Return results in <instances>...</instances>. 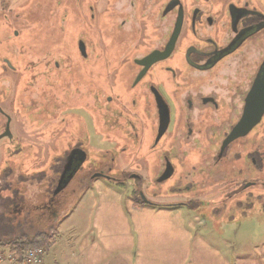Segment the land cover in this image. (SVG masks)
Instances as JSON below:
<instances>
[{
  "label": "flooded vegetation",
  "instance_id": "1",
  "mask_svg": "<svg viewBox=\"0 0 264 264\" xmlns=\"http://www.w3.org/2000/svg\"><path fill=\"white\" fill-rule=\"evenodd\" d=\"M12 2L39 34L1 59L0 139L50 155L47 174L16 178L4 208L15 227L52 230L99 178L158 187L175 175L194 198L264 188V0ZM251 106L257 124L224 144Z\"/></svg>",
  "mask_w": 264,
  "mask_h": 264
},
{
  "label": "rangeland",
  "instance_id": "2",
  "mask_svg": "<svg viewBox=\"0 0 264 264\" xmlns=\"http://www.w3.org/2000/svg\"><path fill=\"white\" fill-rule=\"evenodd\" d=\"M38 1L46 0H18V3L26 7ZM13 3L16 2L4 6L0 0V77L3 73L2 57H12V47L18 43L24 44V48H28L29 51L34 50L35 36L39 34L35 28L36 13L33 10L27 11L26 8L17 11L19 8ZM17 13L19 16L16 15ZM1 130L0 116V132ZM125 155L129 157L128 152H125ZM90 158H93L92 154ZM141 159L143 163L142 152L137 156L136 161L140 162ZM49 165V154L33 152L19 154L7 149L5 141L0 139V237L11 238L23 235L32 238L34 236L31 229L23 226L10 228L19 222L15 219V215L10 214L14 219H4L2 215L8 214H5L4 208L9 205L10 199L6 198L15 191V185L12 184L17 185L16 178H23L24 186L27 184L25 182H29L35 174L41 176L47 174ZM174 178L175 175L158 187L136 183L120 187L102 178L93 185L91 180H88L89 191L77 190L69 200L70 208L67 210L69 219L60 232H56L57 243L48 249L47 264H93L92 261L94 264L110 262L113 264L116 262V256L113 258L108 255L97 260L95 256L92 258L90 254L88 257L87 253H82V249L92 240L105 244V239L98 240L100 229H103L104 238L112 242L108 234L112 233L109 229L113 228L115 243L121 246L122 251L127 249L129 252L138 243L133 221L134 213L141 211L151 213V218L156 223L161 222L160 214L169 212L177 214V217L165 216V220H169L172 226H177L182 217V224L185 228L192 229L193 233L198 229L202 232L209 230L210 240L215 239L214 241L219 244L228 243L230 264L235 262L240 264L242 260H247L249 264L251 262L259 264L261 261L264 264V188L246 187L242 192L236 193L235 184L232 186L228 184V197H226L225 185H209L201 188L200 198H194L193 188L190 193H184L179 189L182 186ZM105 187L110 188V192ZM154 189H157L156 194L152 192ZM129 197L137 200L141 198L143 201L146 199L150 203L141 204L143 208H132L127 202ZM60 223L58 221V228L61 226ZM208 234L204 231V235L209 239ZM157 239L163 242L178 241L177 234L171 236L168 231L162 232ZM193 242L194 237L191 243ZM43 245H46V242H43ZM107 254L106 252L105 256ZM129 254L132 259L133 256ZM119 259L123 261L126 259L125 251ZM7 263L14 264V262Z\"/></svg>",
  "mask_w": 264,
  "mask_h": 264
},
{
  "label": "crops",
  "instance_id": "3",
  "mask_svg": "<svg viewBox=\"0 0 264 264\" xmlns=\"http://www.w3.org/2000/svg\"><path fill=\"white\" fill-rule=\"evenodd\" d=\"M105 189L108 192L111 190L108 187H105ZM86 191H89V188ZM127 202L132 208H143L135 198L131 199L129 197ZM160 215H162L160 217L161 222L156 223V221L152 220V214L149 212L141 211L134 213L133 221L138 243L129 252L127 249L122 251L120 249L121 246L115 243V229L111 228L109 231L112 233H109L108 236H111L112 242H108V239L104 238L103 229H100L97 237L98 240L105 239V244H99L97 241L92 240L89 245L82 249V253H87L88 257L90 254L92 258L95 256L97 260L101 257H108V255L113 258L116 256V262L113 264H230L228 263V243H225L226 241H224L225 244H219L214 241L215 239L210 240L209 230H204L209 233V239L204 235V231L202 232L200 229L193 233L192 229H187L182 224V217L177 226H172L169 220H165V216L175 215L177 217L176 213L166 212ZM68 219L69 216L61 218V226L58 228L59 232ZM165 231H168L171 236L177 234L178 241H158L157 238ZM193 237L194 242L191 243ZM124 251L126 259L123 261L119 259V256H122ZM106 252L108 253L107 256H105ZM129 253L133 256L132 259ZM46 256L45 264H47ZM92 263L94 264V261ZM2 264L9 263L5 262ZM240 264H249V262L242 260ZM251 264L254 263L251 262ZM259 264H262V261Z\"/></svg>",
  "mask_w": 264,
  "mask_h": 264
},
{
  "label": "trees",
  "instance_id": "4",
  "mask_svg": "<svg viewBox=\"0 0 264 264\" xmlns=\"http://www.w3.org/2000/svg\"><path fill=\"white\" fill-rule=\"evenodd\" d=\"M13 185H15V183H13L12 186ZM6 199H9V197ZM137 202L140 204L145 203L141 199H138ZM170 205L174 206V204H170ZM2 217L4 218L3 215ZM10 228H16V227L12 225L10 226ZM30 231L34 233V236L32 238L23 235L17 237H11V238L0 237V249L10 251L15 256L14 264H23V260L28 248L34 246H42L46 249V251H48V249L53 247L54 244L56 243V232L58 231L57 226L53 227L52 230L46 232H42V231L37 232L32 229ZM43 242H46V245H43Z\"/></svg>",
  "mask_w": 264,
  "mask_h": 264
},
{
  "label": "water",
  "instance_id": "5",
  "mask_svg": "<svg viewBox=\"0 0 264 264\" xmlns=\"http://www.w3.org/2000/svg\"><path fill=\"white\" fill-rule=\"evenodd\" d=\"M163 55L164 54L158 52V53H154L152 56H154V58L157 59V57H164ZM258 119H259V114H254V112L252 111V106L250 107L249 110L245 109L244 114L239 119V121L233 126L232 130L228 134V138L224 141V144L230 143L231 141L239 137L245 136L257 124ZM4 135H6V133L0 134V138H2ZM247 186L248 184H246L245 187ZM145 202L148 201H146L145 199Z\"/></svg>",
  "mask_w": 264,
  "mask_h": 264
},
{
  "label": "built area",
  "instance_id": "6",
  "mask_svg": "<svg viewBox=\"0 0 264 264\" xmlns=\"http://www.w3.org/2000/svg\"><path fill=\"white\" fill-rule=\"evenodd\" d=\"M46 250L42 246H34L26 251L23 264H45ZM15 256L10 251L0 250V262H14Z\"/></svg>",
  "mask_w": 264,
  "mask_h": 264
}]
</instances>
